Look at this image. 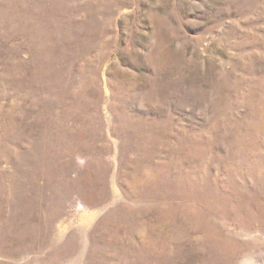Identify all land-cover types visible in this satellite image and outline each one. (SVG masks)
Returning a JSON list of instances; mask_svg holds the SVG:
<instances>
[{
	"label": "rangeland",
	"instance_id": "rangeland-1",
	"mask_svg": "<svg viewBox=\"0 0 264 264\" xmlns=\"http://www.w3.org/2000/svg\"><path fill=\"white\" fill-rule=\"evenodd\" d=\"M0 264H264V0H0Z\"/></svg>",
	"mask_w": 264,
	"mask_h": 264
}]
</instances>
